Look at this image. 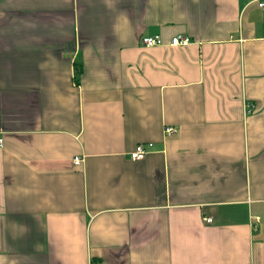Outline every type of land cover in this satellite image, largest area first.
I'll list each match as a JSON object with an SVG mask.
<instances>
[{"label":"crops","instance_id":"crops-1","mask_svg":"<svg viewBox=\"0 0 264 264\" xmlns=\"http://www.w3.org/2000/svg\"><path fill=\"white\" fill-rule=\"evenodd\" d=\"M0 138V264H264V8L0 0Z\"/></svg>","mask_w":264,"mask_h":264},{"label":"built area","instance_id":"built-area-1","mask_svg":"<svg viewBox=\"0 0 264 264\" xmlns=\"http://www.w3.org/2000/svg\"><path fill=\"white\" fill-rule=\"evenodd\" d=\"M258 4L260 5V7L264 8V0H257ZM165 40L164 37L161 36V34H152V35H144L142 36L141 39V44L142 46H158L159 44H164ZM189 43H191V37L189 35H184V34H176L173 35L169 45L170 46H187ZM253 105L248 106L247 111L251 112L253 109ZM177 130V127L175 126H166L165 127V133L171 135L174 134ZM3 142H2V138H0V146H2ZM152 142H148V144L146 143H139L135 146L134 150H132L130 156L133 160L135 159H142L144 158L148 151V146L152 145ZM83 158L81 156L78 155V157H76L74 159V162L76 165L80 164L82 162ZM210 221L213 220L212 218H208ZM90 264H95L93 261Z\"/></svg>","mask_w":264,"mask_h":264},{"label":"trees","instance_id":"trees-1","mask_svg":"<svg viewBox=\"0 0 264 264\" xmlns=\"http://www.w3.org/2000/svg\"><path fill=\"white\" fill-rule=\"evenodd\" d=\"M81 69H83V68H81Z\"/></svg>","mask_w":264,"mask_h":264}]
</instances>
